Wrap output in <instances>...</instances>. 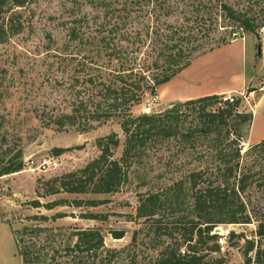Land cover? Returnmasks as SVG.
<instances>
[{
	"label": "rangeland",
	"instance_id": "obj_1",
	"mask_svg": "<svg viewBox=\"0 0 264 264\" xmlns=\"http://www.w3.org/2000/svg\"><path fill=\"white\" fill-rule=\"evenodd\" d=\"M67 1L34 0L24 11L27 17L24 32L0 45V165L23 162L21 172L0 178L2 217L14 226L18 245L30 247L41 257L42 264H93L96 258L92 252L74 251L78 233L88 230L100 232L106 249L118 251L128 247L134 233L139 231V240L131 256L136 257L137 264H156L159 255L156 245L161 240L155 242V229H159L158 236L163 241L167 229L178 228L174 219L193 209L189 175L215 167L220 162L216 149L225 148L234 137L222 127H205L195 110L183 108L157 136L140 142L128 180L118 192L103 195L62 192L53 196L46 195L45 190L38 192L40 180L78 171L99 157L98 139L112 133L119 136L121 143L115 150V159L122 158L126 141L121 121L117 119L80 132L76 128L59 131L47 125L48 119L38 117L43 111L70 113L77 93L84 89L76 84V78L79 77L78 62L87 54L69 39L67 22L73 10ZM222 7H230L234 15H244L259 28L255 33L245 31L238 22L227 17L229 13ZM187 9L186 13L176 16L180 20L171 21L174 25H184L180 35L190 36V42H183L182 48L185 51L195 48L193 60L224 42L229 44L246 36H251L248 56L250 41L252 46L254 43L252 51L256 49L255 42L257 54L261 51L264 0H219L210 13L206 5L198 12ZM183 19L187 20L183 23ZM70 54L74 58L69 57ZM157 95L158 90L156 95H148L141 105L133 108V115L145 114L150 101ZM219 107L218 104L209 111H217ZM170 108L165 109L159 100L151 115ZM238 112L245 113L244 110ZM247 130L243 129L244 136ZM243 140L238 143L245 155L252 145ZM54 149L65 152L56 156ZM244 160L243 168L249 170L255 181L246 194L253 222L216 228L222 238L219 255L226 264H245L247 241H255L256 245L261 241L257 236L260 221L255 214L264 217V153L247 156ZM151 194L159 200L160 221L154 227L138 215L140 200ZM91 199L99 204L90 206L87 201ZM75 200L81 202L80 206ZM36 202L41 207L37 208ZM90 214L97 215L98 219H87ZM113 232H123L125 237L115 239ZM231 233L241 238L230 240ZM250 256L254 257L255 253Z\"/></svg>",
	"mask_w": 264,
	"mask_h": 264
},
{
	"label": "trees",
	"instance_id": "obj_2",
	"mask_svg": "<svg viewBox=\"0 0 264 264\" xmlns=\"http://www.w3.org/2000/svg\"><path fill=\"white\" fill-rule=\"evenodd\" d=\"M33 1L0 0V45L24 32L27 22L24 11L32 6ZM67 2L73 10L67 22L70 26L69 39L78 43L87 54L78 62L79 77L76 78V84L84 86V89L77 93L70 113L43 111L38 117L48 119L47 125L59 131L76 128L80 132H88L95 124H106L117 119L121 121L126 141L122 158L115 159V150L121 143L119 136L112 133L98 139L101 151L99 157L78 171L46 181L40 180L38 192L45 190L46 195L51 196L62 192L74 195L118 192L128 180L129 168L133 158L139 154L140 142L157 136L165 124L179 116V110H195L205 127H222L234 139L225 148L218 147L220 151L216 149L220 162L215 167L189 175L193 209L174 219L178 228L167 229L163 241L158 236L159 229H155V242L161 240L156 245L159 255L155 263L226 264L225 259L219 255V241L222 238L215 233L216 228L222 225H249L253 222L246 194L255 181L249 170L243 168V164L245 157L264 153V141L252 145L245 155H242L238 143L243 140V129L251 126L253 114L239 113V104L224 105L217 111H209L220 104V96L178 103L160 114L134 116L132 113L133 108L141 105L148 95H156L158 88L176 78L194 61L195 48L186 51L182 48L183 42H190V36L180 35L184 25H174L171 20H180L176 16L180 12L186 13L187 8L191 12H198L206 5L210 13L219 0ZM222 8L228 11L227 17L238 22L245 31L255 33L259 28L244 15H234L230 7ZM225 45L227 42L222 44ZM69 57L74 58V55L70 54ZM64 152L63 149L53 150L56 156ZM22 170V161L0 165V178ZM75 202L80 206L79 200ZM87 202L90 206L99 204L95 199ZM158 203V197L154 194L140 200L138 215L151 223L150 227L160 221ZM35 205L41 207L39 202ZM255 216L260 221L257 236L261 241L259 245L255 241H247L245 264H264V217ZM86 218L97 220L98 216L90 214ZM112 234L118 240L125 237L123 232ZM138 235L139 231H136L132 243L118 251L106 249L100 232L82 231L77 235L74 251L92 252L93 258H96L93 264H137L136 257L131 256V250L137 246ZM229 238L241 237L231 233ZM19 252L25 264H42L41 257L31 251L30 247L19 246ZM253 252L255 256L251 257Z\"/></svg>",
	"mask_w": 264,
	"mask_h": 264
},
{
	"label": "crops",
	"instance_id": "obj_3",
	"mask_svg": "<svg viewBox=\"0 0 264 264\" xmlns=\"http://www.w3.org/2000/svg\"><path fill=\"white\" fill-rule=\"evenodd\" d=\"M251 36L238 38L225 46L196 58L176 78L158 89L160 105L165 109L178 103L208 96H223L257 88L264 84V39L261 51H252ZM263 38V37H262ZM263 47V48H262ZM253 121L243 143L264 141V93H260L252 111ZM249 112V113H250ZM248 113V112H247ZM0 264H25L19 252L14 226L2 217L0 210Z\"/></svg>",
	"mask_w": 264,
	"mask_h": 264
},
{
	"label": "built area",
	"instance_id": "obj_4",
	"mask_svg": "<svg viewBox=\"0 0 264 264\" xmlns=\"http://www.w3.org/2000/svg\"><path fill=\"white\" fill-rule=\"evenodd\" d=\"M262 33H264V28L262 29ZM260 93H264V84L252 90L247 89L242 92H235V93L223 95L220 97L219 105L224 106V105L239 104L238 111L244 110V112L247 113L246 111L247 109H250L252 111L253 108L255 107L257 98ZM158 102H159V96L157 95L150 101V104L147 106L145 110V114H151L153 108L158 104ZM220 242L222 243V241Z\"/></svg>",
	"mask_w": 264,
	"mask_h": 264
},
{
	"label": "water",
	"instance_id": "obj_5",
	"mask_svg": "<svg viewBox=\"0 0 264 264\" xmlns=\"http://www.w3.org/2000/svg\"><path fill=\"white\" fill-rule=\"evenodd\" d=\"M218 232H220V230H219V229H217V230H216V233H218Z\"/></svg>",
	"mask_w": 264,
	"mask_h": 264
}]
</instances>
